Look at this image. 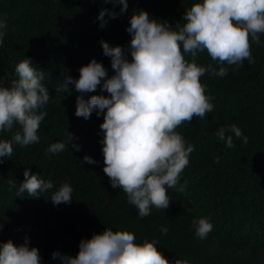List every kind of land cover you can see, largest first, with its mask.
I'll return each mask as SVG.
<instances>
[{
	"label": "trees",
	"instance_id": "trees-1",
	"mask_svg": "<svg viewBox=\"0 0 264 264\" xmlns=\"http://www.w3.org/2000/svg\"><path fill=\"white\" fill-rule=\"evenodd\" d=\"M198 0H128V9L99 27L97 16L102 9L119 13L104 0H0V16L7 18L5 38L0 46V84L9 86L15 75L14 66L31 58L33 66L44 75L50 102L48 115L38 130L39 142L13 146L10 157L0 163V243L9 239L36 247L41 264H59L52 253L75 256L81 239H90L105 228L133 232L137 242L156 239L157 250L170 264L187 259L191 264H264V34L260 44L251 43L254 63L225 65V77L205 73L202 83L214 99V109L205 119L194 117L176 131L194 145L189 164L181 174L183 192L168 189V209H152L139 218L120 188H112L103 172V139L100 124L103 115L95 112L85 120L75 116L76 100L81 94L67 84L66 77L79 78V69L93 58L114 74L109 57L103 55L100 41L110 46L127 47L131 40L126 31L134 11L144 10L150 18L167 21L174 28L181 25L185 10ZM129 59H131L129 55ZM198 63L212 64L207 53L199 54ZM49 80L62 86L51 87ZM105 95L99 88L83 95ZM236 124L248 137L245 144L234 139L227 148L215 132L221 126ZM19 130L0 132V139L10 140ZM78 144L75 151L67 134ZM65 142V151L47 152L50 144ZM87 155L96 163L83 161ZM219 157V162H215ZM51 179L53 189L29 197L18 191L25 179V169ZM68 182L73 188L70 204L53 205L54 191ZM207 217L212 231L203 240L194 235L192 222ZM168 228L162 234L160 228Z\"/></svg>",
	"mask_w": 264,
	"mask_h": 264
},
{
	"label": "clouds",
	"instance_id": "clouds-1",
	"mask_svg": "<svg viewBox=\"0 0 264 264\" xmlns=\"http://www.w3.org/2000/svg\"><path fill=\"white\" fill-rule=\"evenodd\" d=\"M117 13L102 9L97 20L104 28L108 19L123 15L128 9V0H104ZM183 24L174 28L167 21L150 18L144 10L134 11L126 31L131 40L127 47L110 46L101 40L103 55L110 58L114 74L92 59L79 69V78L66 77L67 84L81 95L77 97L75 116L89 119L93 112L103 115L100 124L103 139V172L109 177L112 188H120L127 202L137 210L139 218L147 217L153 208L166 210L171 198L168 189L180 192L185 186L180 183L181 174L189 164L194 145L188 143L176 129L190 123L194 117L205 119L214 109V98L207 94V85L201 77L205 73L225 77L228 67L241 65L244 60L254 63L251 43L260 44L264 34V0H198L185 10ZM7 18L0 16V46L4 44ZM216 61L212 64L198 63L199 54ZM129 55L131 59H129ZM15 75L9 86L0 84V132L11 131L19 125L10 140L0 139V163L10 157L13 146L21 147L39 142L38 130L48 115L45 111L50 102L48 89L41 83L44 75L33 66L31 58H24L14 66ZM107 92L108 95L86 93ZM215 136L227 148L234 147V139L248 142V137L236 125L221 126ZM68 144L80 151L78 139L67 134ZM65 142L49 145L47 152L57 154L65 151ZM83 161H96L85 155ZM215 162H219V157ZM24 181L18 191L29 197L53 189L51 179L41 174H31L26 168ZM73 188L65 182L51 196V203L70 204ZM194 235L203 240L212 231L213 224L207 217L192 222ZM167 234L168 228H160ZM156 239L137 242L133 232L105 228L90 239H81L75 256L52 253L59 264H170L157 250ZM0 264H41L36 247H29L25 238L22 244L11 239L0 243ZM173 264H191L187 259H175Z\"/></svg>",
	"mask_w": 264,
	"mask_h": 264
},
{
	"label": "rangeland",
	"instance_id": "rangeland-1",
	"mask_svg": "<svg viewBox=\"0 0 264 264\" xmlns=\"http://www.w3.org/2000/svg\"><path fill=\"white\" fill-rule=\"evenodd\" d=\"M45 82H49V83H51V85H49V86H51V87H54V86H62V85H60V84H58V83H55V82H52V81H49V80H44Z\"/></svg>",
	"mask_w": 264,
	"mask_h": 264
}]
</instances>
